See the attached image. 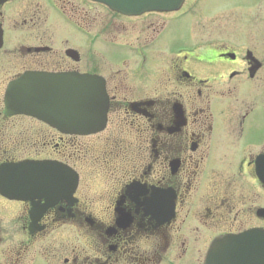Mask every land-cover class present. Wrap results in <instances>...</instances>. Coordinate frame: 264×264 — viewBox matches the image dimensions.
Instances as JSON below:
<instances>
[{"label": "flooded vegetation", "instance_id": "af4514ba", "mask_svg": "<svg viewBox=\"0 0 264 264\" xmlns=\"http://www.w3.org/2000/svg\"><path fill=\"white\" fill-rule=\"evenodd\" d=\"M250 2L0 0V264H203L216 237L262 235L264 0ZM48 73L98 77L100 128L36 110Z\"/></svg>", "mask_w": 264, "mask_h": 264}, {"label": "water", "instance_id": "95a60500", "mask_svg": "<svg viewBox=\"0 0 264 264\" xmlns=\"http://www.w3.org/2000/svg\"><path fill=\"white\" fill-rule=\"evenodd\" d=\"M110 7L127 13H139L148 9H174L183 0H99ZM9 89L16 90L12 82ZM39 101L36 110L44 117L55 116L69 124L72 131L89 132L103 124L106 99L96 75L40 74L34 88ZM15 102L17 98L15 97ZM15 107V105L13 104ZM49 109V111H48ZM41 116V115H40ZM253 240L250 249L226 250L229 244H241ZM206 264H264V233L257 236L222 237L209 251Z\"/></svg>", "mask_w": 264, "mask_h": 264}, {"label": "rangeland", "instance_id": "374dc122", "mask_svg": "<svg viewBox=\"0 0 264 264\" xmlns=\"http://www.w3.org/2000/svg\"><path fill=\"white\" fill-rule=\"evenodd\" d=\"M212 1V0H211ZM232 2H234V0H231ZM236 1H238V0H236ZM242 2H245L246 1V4L247 5H251L252 4V2H250L249 3V1H251V0H241ZM92 31H95L96 30V25H92V27L90 28Z\"/></svg>", "mask_w": 264, "mask_h": 264}]
</instances>
